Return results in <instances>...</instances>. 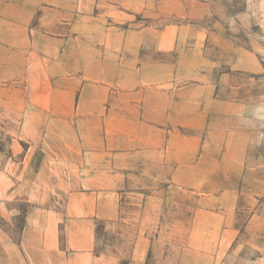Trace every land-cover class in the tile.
<instances>
[{"label":"crops","instance_id":"1","mask_svg":"<svg viewBox=\"0 0 264 264\" xmlns=\"http://www.w3.org/2000/svg\"><path fill=\"white\" fill-rule=\"evenodd\" d=\"M160 1L27 0L32 16L16 21L0 5V107L20 114L13 151L29 145L24 161L0 166V200L28 201L18 240L0 228V264H145V235L124 254L100 246L98 227L155 222L163 184L171 202L178 188L197 193L196 218L206 215L226 153L245 145L228 125L242 103L225 82L179 86V25L128 26L158 17ZM202 221L180 230L186 264L237 236ZM177 233L171 222V245Z\"/></svg>","mask_w":264,"mask_h":264},{"label":"rangeland","instance_id":"2","mask_svg":"<svg viewBox=\"0 0 264 264\" xmlns=\"http://www.w3.org/2000/svg\"><path fill=\"white\" fill-rule=\"evenodd\" d=\"M160 3L158 17H139V21L135 19V24L128 26L164 29L175 24L183 28L187 39L178 41L175 52L179 86L195 79L225 82L227 96L234 87L242 105L234 111L228 125L245 134V145L236 141L226 153V162L217 171L225 182L209 185L206 215L196 218L200 205L197 193L178 188L171 202L170 187L163 184L161 200L156 201L162 216L156 218V223L153 218H141L134 224H119L112 229L100 223L97 232L100 246L111 244L125 254L132 239L145 235V264H186L182 244L188 235L180 230L187 221L194 225L198 219L209 228L225 225V229L238 232L225 248L200 250L204 256H194L197 261L194 264H264V0H161ZM0 5L2 16L14 21L30 18L33 13V5L27 0H0ZM214 36L220 40L216 47L210 45ZM10 116L9 111L0 107V166L4 170L9 163L12 166L24 161L29 146L25 141L16 142L23 150L13 151L21 120L19 112ZM41 160L39 154L38 161ZM7 171L11 175L16 173L11 167ZM21 171L17 174L21 175ZM27 205L26 196L0 200V228L15 240L20 238ZM170 210H174V216H169ZM171 222L178 224L175 234L178 242L173 241L172 245ZM222 234L217 232L220 238Z\"/></svg>","mask_w":264,"mask_h":264}]
</instances>
